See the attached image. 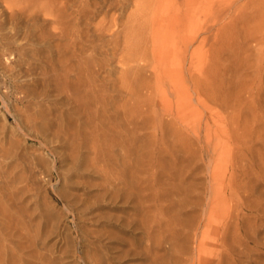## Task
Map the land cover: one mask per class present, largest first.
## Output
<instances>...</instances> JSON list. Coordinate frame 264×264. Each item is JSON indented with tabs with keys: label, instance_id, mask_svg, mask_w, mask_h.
<instances>
[{
	"label": "rangeland",
	"instance_id": "rangeland-1",
	"mask_svg": "<svg viewBox=\"0 0 264 264\" xmlns=\"http://www.w3.org/2000/svg\"><path fill=\"white\" fill-rule=\"evenodd\" d=\"M162 1L156 15L168 23L177 9ZM208 1L194 46L188 30L157 35L170 39L155 49L170 54L175 84L155 56L145 78L120 82L128 66L108 56L102 81L117 91L89 108L95 129L64 97L25 101L3 67L16 55L3 48L0 92L38 127L22 134L4 122L0 97L1 164L34 189L12 212L17 227L0 231V264H264V0ZM145 2L131 0L120 20Z\"/></svg>",
	"mask_w": 264,
	"mask_h": 264
},
{
	"label": "bare ground",
	"instance_id": "bare-ground-1",
	"mask_svg": "<svg viewBox=\"0 0 264 264\" xmlns=\"http://www.w3.org/2000/svg\"><path fill=\"white\" fill-rule=\"evenodd\" d=\"M130 1L0 0V53L8 49L13 52L11 54L16 55L13 66H3L4 72L14 82L15 91L23 94L24 100L32 96L37 100L42 98L45 102L46 98L56 96L54 99L64 97L75 102L78 106V115L84 118L92 129H95L99 125L96 118L100 113L97 112L98 108L96 112L89 108L95 103L101 104L106 101L109 94L110 98L114 97V92L117 90L113 89V92L109 93L110 86L106 88L107 84L103 83L102 75L110 67L115 56L119 58L121 56L120 62L128 66L122 71L123 76L119 77L120 82H125V78L131 74L139 75L140 72L142 74L144 71L148 72L152 65L150 59L155 56L163 73L167 75L170 82L174 83L177 80V74L165 70L170 54H163V51L156 49H161L172 38L182 37L185 30L191 34L188 38L189 45L194 46L197 41L195 25L197 9L200 4H207L209 1L170 0L177 10L168 23L163 19L158 20L159 15L156 13L162 0H146L142 5L137 4L135 5L136 13L129 14L126 22L120 20L122 16L125 17L123 14ZM112 11H117L119 14L111 15ZM99 14H104L100 27L96 28L93 34L86 32V27L90 26V19ZM164 27L173 30L170 39L157 36L158 33H162L161 28ZM151 33L155 36H151ZM175 42L179 41L175 40ZM175 42L171 41V43ZM3 48L6 49L3 50ZM134 62L138 64L143 62V64H139L140 67L136 68L137 65L132 66ZM154 69L156 71L157 67ZM192 71H188V81L194 85L197 83V78ZM147 79L148 77L144 79L146 83L149 82ZM1 92L0 97L6 110L2 112L4 122H9V117L14 118L19 129L17 132L22 134H27L32 128L38 127L36 126L38 120L36 121L30 114V108L19 107L18 103L13 101L12 93ZM38 104H41V101ZM90 134L94 137L95 131L93 130ZM83 144V147L87 145L85 142ZM6 170L0 161V231L7 228L6 223L9 221L11 225L15 224L16 218L12 212L20 211L19 203L30 201L31 192L34 190L29 186L20 187V184L12 180ZM15 227L17 226L14 225Z\"/></svg>",
	"mask_w": 264,
	"mask_h": 264
}]
</instances>
